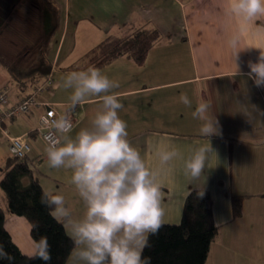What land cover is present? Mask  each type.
<instances>
[{
	"label": "crops",
	"instance_id": "0c3cea01",
	"mask_svg": "<svg viewBox=\"0 0 264 264\" xmlns=\"http://www.w3.org/2000/svg\"><path fill=\"white\" fill-rule=\"evenodd\" d=\"M53 1L59 17L47 56L57 87L54 94L44 92L40 98L65 109L71 89L63 87L62 78L69 71L85 68L94 46L109 36L157 28L161 36L143 64L124 55L98 68L119 81V87L110 91L122 102L119 114L127 122L129 139L147 164L160 167L154 155L159 147L179 150L180 155L157 177L163 223L181 222L192 188L209 189L219 234L205 264H264V85L255 84L247 75L248 61L255 62L264 50V16L248 22L239 32L237 71L235 52L227 41L238 32L240 22L226 13L227 0ZM3 88L13 100L24 96L0 67V90ZM181 92L187 93L191 105L180 101ZM200 101L209 103L213 118L219 121V132L208 137L200 134L201 121L192 116ZM97 105L98 100L91 97L72 108L78 119L73 133L90 124ZM37 113L7 120L0 127V181L10 156L9 136L32 130ZM31 145L29 158L42 187L64 194L73 216L82 214L70 171L48 166L41 138H33ZM197 146L209 151L201 174L191 177L185 173L183 161ZM29 182V177L23 178L24 184ZM235 195L243 196L242 213L236 218ZM0 206L13 241L22 252L34 255L38 246L31 236V223L10 212L1 186Z\"/></svg>",
	"mask_w": 264,
	"mask_h": 264
},
{
	"label": "clouds",
	"instance_id": "9594fccd",
	"mask_svg": "<svg viewBox=\"0 0 264 264\" xmlns=\"http://www.w3.org/2000/svg\"><path fill=\"white\" fill-rule=\"evenodd\" d=\"M225 11L240 22L238 32L227 41L235 52L238 71L239 32L248 22L264 16V0H227ZM248 68L247 75L255 84L264 85V50L255 62L248 61ZM62 81L64 88L71 89V107L91 97L98 100L90 124L74 133L67 113L45 121L50 128L44 145L47 164L50 168L63 167L70 171V182L83 209L82 214L73 216L64 194L41 193L40 202L68 227L73 247L66 264H151V258L143 255V250L149 244V235L161 227L164 216L157 177L164 166L180 155L179 150L159 147L154 155L160 167L147 164L139 147L129 139L127 122L119 114L122 102L110 91L119 87V81L100 68L88 65L69 71ZM179 99L191 105L187 93L181 92ZM192 116L201 121L202 136L219 132V121L213 118L207 101L197 103ZM208 151L205 146H197L184 159L187 175L201 174ZM48 248L46 239L42 240L35 254L50 260ZM5 256L8 254L0 245V258Z\"/></svg>",
	"mask_w": 264,
	"mask_h": 264
},
{
	"label": "trees",
	"instance_id": "16d2710c",
	"mask_svg": "<svg viewBox=\"0 0 264 264\" xmlns=\"http://www.w3.org/2000/svg\"><path fill=\"white\" fill-rule=\"evenodd\" d=\"M58 15L59 10L53 0H0V67L23 93L24 96L17 99L30 96L50 73L53 75L47 53L58 25ZM160 36L157 28H140L123 36H109L88 53L85 67L104 66L124 55L133 58L137 64H143ZM32 166L29 154L19 159L10 153L0 186L10 212L30 221L31 236L37 246L46 239L51 258L44 260L37 254L30 256L22 252L5 228L6 213L0 206V245L8 254L0 258V264H66L73 242L65 224L40 202L45 189ZM25 177L30 178L28 184L23 183ZM242 200L240 195L232 197L234 218L242 213ZM218 234L210 190L192 188L185 199L181 222L162 223L155 234L149 235V244L143 255L151 258V264H205Z\"/></svg>",
	"mask_w": 264,
	"mask_h": 264
},
{
	"label": "built area",
	"instance_id": "2783aa9c",
	"mask_svg": "<svg viewBox=\"0 0 264 264\" xmlns=\"http://www.w3.org/2000/svg\"><path fill=\"white\" fill-rule=\"evenodd\" d=\"M56 86L57 81L50 73L35 88L34 93L28 97L13 100L7 88L0 90V127L2 122L7 119L39 111L36 125L32 130L23 135L9 136V150L12 156L19 159L26 157L31 150V140L33 138H41L45 142V136L50 131V128L45 125V121H50L58 115L67 113L73 122V128L76 126L78 119L69 104L65 105V109H61L60 103L40 98V94L43 92L52 93Z\"/></svg>",
	"mask_w": 264,
	"mask_h": 264
},
{
	"label": "rangeland",
	"instance_id": "374dc122",
	"mask_svg": "<svg viewBox=\"0 0 264 264\" xmlns=\"http://www.w3.org/2000/svg\"><path fill=\"white\" fill-rule=\"evenodd\" d=\"M63 74H65V73H63ZM58 75H60V74H59V73H57V76H58ZM55 92H56V89L53 91V93H52V94H54ZM62 92H66V90H65V89H63V90H62Z\"/></svg>",
	"mask_w": 264,
	"mask_h": 264
}]
</instances>
